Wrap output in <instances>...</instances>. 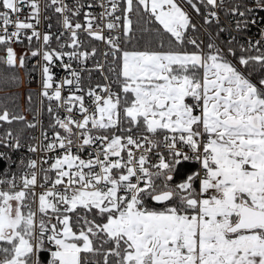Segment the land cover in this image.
Returning <instances> with one entry per match:
<instances>
[{
    "label": "snow or ice",
    "instance_id": "6c2138e0",
    "mask_svg": "<svg viewBox=\"0 0 264 264\" xmlns=\"http://www.w3.org/2000/svg\"><path fill=\"white\" fill-rule=\"evenodd\" d=\"M185 2L200 13L193 0ZM136 3L137 12L142 6L148 13L147 23L158 25L156 35H168V50H125L120 36H104L105 28L116 30L122 19L125 38L133 32L128 15L114 16L120 10L116 0H107L110 7L100 0L104 11L98 17L85 13L84 25L65 14L78 16L81 6L50 0L60 5L54 10L63 15L69 33V42L59 47L72 51L49 48L51 35L37 30L38 0H0L5 52L0 64L25 67L27 53L18 58L12 45L23 43L22 38L29 44L42 40L43 48L31 50V56L44 61L40 95L49 102L52 128L59 129L49 143L28 148L57 153L54 157L29 160V171L0 178V264H41L42 251L50 253L49 264H101L97 257L102 264H264V75L251 78L256 66L264 69L261 42L242 49L258 54L239 56L237 67L228 59L236 57L233 49L209 43L204 51L195 39L186 40L196 26L177 0ZM222 3L200 0L213 9ZM133 5L134 0H126L123 11L133 13ZM255 6L264 10V0H255ZM250 11L233 9L240 17ZM209 16L218 20L209 11L206 23L212 22ZM248 24L238 21L237 28ZM82 28L109 45L105 56L119 61L118 71L110 68L118 91L110 84L97 85L99 93L91 87L85 91L80 73L65 63V57L83 62L96 54L95 49L79 51ZM186 43L198 51L183 50ZM164 47L161 42L159 48ZM57 66L71 78L57 83ZM15 80L0 73L2 84ZM65 85H75L66 97ZM25 119L6 106L0 111V122ZM42 135L49 139L47 132ZM9 139H15L14 145ZM0 144L21 147L11 131ZM85 152L87 159L81 155ZM0 159L10 157L0 153ZM192 161L198 171L189 167ZM37 187L44 190L37 193Z\"/></svg>",
    "mask_w": 264,
    "mask_h": 264
},
{
    "label": "built area",
    "instance_id": "2783aa9c",
    "mask_svg": "<svg viewBox=\"0 0 264 264\" xmlns=\"http://www.w3.org/2000/svg\"><path fill=\"white\" fill-rule=\"evenodd\" d=\"M41 7L40 14V23L37 26V30L41 33V36L44 34L51 35L52 39L49 44L50 49H56L57 51H72L71 48L65 47L60 49V44H67L69 42V33L63 27V15L55 12V8L60 6L51 5L50 0H38ZM178 3L189 13L191 17V21L195 24V30H190L186 34L187 39H195L199 41V45H208L209 43H213L219 48L222 49L220 44V40L218 35L215 34L211 27L215 28L218 31V34L221 36L223 40L232 44L238 45L242 48H249V44L255 43L256 41H260L261 49L264 50V10L256 8L255 0H223V3L219 5V7L213 9L211 6H206L201 4L197 6L200 8V13L197 14L191 6L187 5L185 0H177ZM194 2V1H193ZM200 3V0H198ZM219 2V0H218ZM64 3L68 5L69 8H75L78 5L80 7V14L78 16L72 17L71 12L65 13L66 15L72 18V22H79L82 25L86 24L85 13H92L97 17L101 12L104 11L103 8L99 6L100 0H64ZM116 3L120 10H118L114 16H123L128 15V13L124 12L123 9L126 7V0H116ZM195 3V2H194ZM92 4L93 7L89 8L88 5ZM105 4L107 5V0H105ZM239 7L240 11H245L246 9H251L252 11L246 12L245 17H240L238 14L233 13V9ZM209 11H214L217 13L218 20L216 17H208L211 20V23L205 22V17L207 16ZM27 13V9H26ZM113 17H106L105 22L108 19H114ZM247 19L249 24L247 27L241 25V27L237 28V22L243 21ZM255 20L256 23L252 24L251 21ZM97 24H100L103 27L104 22H101L99 19L96 20ZM119 27L110 32L105 28L103 35L104 36H120V47L122 48L125 42L124 36V27H123V19L119 22ZM30 34V33H28ZM78 37L81 41V47L79 51H87L89 53L92 52L93 49L96 50V54L89 55L86 61L73 60L69 61L67 57L64 58L65 63H72L73 69L78 71L81 76V87L87 91L88 88L95 89L98 93L100 89L97 88V85H106L110 84L114 91L119 90V86L114 83L116 80V73L110 71V68L116 67L118 71V61H113V57L111 55L105 56L104 54L110 52V47L106 42L97 41L94 38L90 37L83 28L78 30ZM23 43H15L12 45L15 51H19L27 53L25 56V67H19V71L22 78L23 89L22 92H25L27 89L32 90L38 95V107L35 115H31L26 113V119L29 123L35 124L36 127L31 128L28 131L23 139H19L21 147L19 149L12 146H5L4 144H0V153H6L7 157L10 159H0V161L7 164V167H4L0 170V178L10 179L13 174L19 177L22 173L29 171L25 165L29 160L36 159L40 160L42 157H54L57 153H44L42 151H38L36 153H32L28 150L29 145L41 146L43 144L49 143L51 141L52 135L54 131L59 129L52 128V115H50L47 111L49 102L40 95L42 90V72H41V64L44 63L41 56L32 57L31 50L37 48H43L42 40L37 42L33 39L32 43L29 44L26 38H22ZM205 51H207V47H205ZM255 54H258L255 50H251ZM19 58V57H18ZM58 63V62H57ZM99 65V67H98ZM54 72V80L58 83L63 80L65 77L71 78L70 74L67 73L64 69L57 66L53 69ZM33 81V87H29L27 85V81ZM55 86V85H54ZM75 90V85L68 86L65 85L62 89V95L68 96L72 91ZM83 94V93H77ZM90 98L86 97V103ZM51 105L56 111V102L52 101ZM23 111L25 112V107H23ZM59 114L63 116L65 113L63 109H59ZM75 114V113H74ZM76 118L79 119V115H76ZM62 131V130H60ZM47 132L49 139L45 140L42 133ZM0 137H6V133L2 131L0 128ZM13 138H17L13 136ZM15 139H9L8 144L14 145ZM187 151V149H185ZM82 158L87 159V152L81 153ZM23 161V164L21 163ZM53 161L49 159V164ZM189 167L194 170H199V165L195 161L188 162ZM48 164H42L40 167L48 168ZM42 175L43 173H39L38 182L42 183ZM50 176L54 177V173H49ZM44 189L37 187L36 192L40 193ZM35 207V205H34ZM39 219V216L37 217ZM55 222V221H53Z\"/></svg>",
    "mask_w": 264,
    "mask_h": 264
},
{
    "label": "trees",
    "instance_id": "16d2710c",
    "mask_svg": "<svg viewBox=\"0 0 264 264\" xmlns=\"http://www.w3.org/2000/svg\"><path fill=\"white\" fill-rule=\"evenodd\" d=\"M193 1L199 6H201L198 0H193ZM133 7H134L133 13L129 14V17L133 20V32L130 38L125 39L122 49L144 50L145 48H148L150 50H168L169 48L168 35L163 34L161 36H157L155 32V28L158 25L154 23L153 24L147 23L148 13H145L143 11L142 6L140 7L139 12L136 11L137 9L136 0H134ZM141 17H143V19H141ZM145 28L152 29V31H145L144 30ZM211 29L215 34L218 35L220 44L225 51L231 48L236 52V57H232V56L228 57V59L230 58L234 63L238 64L237 58L241 55H245V56L257 55L251 50L242 51V49H247V48H242L238 45H232L226 42L221 38V36L218 34V31L215 28L211 27ZM190 30L192 29H189V31ZM161 42L165 45L164 49L159 48V44ZM197 43L199 44V41H197ZM189 49L193 51L198 50L194 45L186 43L183 50L188 52ZM4 55L5 52L3 51L2 46H0V56H4ZM118 65H119V61H118ZM238 66L240 65L238 64ZM0 73L7 74L9 76H14L16 78L15 81L9 82L8 84L0 83V111H2L3 108L6 106L11 113L22 115L25 118H26V113L35 115L38 107V95L36 92L29 89H27L24 93H22V89H23L22 78L19 71V67L9 68L3 64H0ZM261 75H264V69L260 68L259 66H256L252 70L251 78L255 81ZM27 85L29 87H33L34 82L28 80ZM29 95H31L32 97L31 102H29ZM23 107H25V112L23 111ZM28 123L29 122L27 121V119H25L24 121H14L12 124L0 122V128L4 133L11 131L13 136L23 139L26 133L31 130V128L27 127ZM4 167H7V164L0 161V170H2ZM78 211H82V210L78 209ZM50 259L51 257L48 251H42L40 253V261L42 264H49ZM97 259L101 260V264H102V257H97Z\"/></svg>",
    "mask_w": 264,
    "mask_h": 264
},
{
    "label": "rangeland",
    "instance_id": "374dc122",
    "mask_svg": "<svg viewBox=\"0 0 264 264\" xmlns=\"http://www.w3.org/2000/svg\"><path fill=\"white\" fill-rule=\"evenodd\" d=\"M205 47H207V45H200V48L201 49H203L204 51H205ZM223 49V48H222ZM224 50V49H223ZM198 51V50H197ZM16 53H17V56L19 57L20 55H22L23 53L22 52H19V51H15ZM188 52H194L193 50H191V49H189L188 50ZM230 59V58H229ZM231 60V59H230ZM232 61V60H231ZM233 62V61H232ZM234 63V62H233ZM237 67H241V66H238V64H237ZM22 88H24L23 87V83H22ZM22 93H24V92H22ZM42 264V263H41Z\"/></svg>",
    "mask_w": 264,
    "mask_h": 264
}]
</instances>
